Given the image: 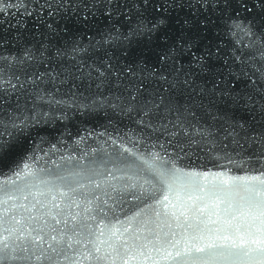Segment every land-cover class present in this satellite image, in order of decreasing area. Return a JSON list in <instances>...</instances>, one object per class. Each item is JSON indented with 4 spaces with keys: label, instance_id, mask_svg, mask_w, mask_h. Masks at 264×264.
Here are the masks:
<instances>
[{
    "label": "snow or ice",
    "instance_id": "obj_1",
    "mask_svg": "<svg viewBox=\"0 0 264 264\" xmlns=\"http://www.w3.org/2000/svg\"><path fill=\"white\" fill-rule=\"evenodd\" d=\"M0 18V264H264V0H0ZM65 96L123 127L54 159L66 142L38 126Z\"/></svg>",
    "mask_w": 264,
    "mask_h": 264
},
{
    "label": "water",
    "instance_id": "obj_2",
    "mask_svg": "<svg viewBox=\"0 0 264 264\" xmlns=\"http://www.w3.org/2000/svg\"><path fill=\"white\" fill-rule=\"evenodd\" d=\"M0 23L4 24V27H8V23L5 18H0ZM11 23L14 25L15 20H12ZM33 21L27 22L28 31L24 33V36L21 40V43H26L31 41L32 43L40 42L43 37L41 36V31L43 29L33 27ZM92 33L89 32L88 36H91ZM84 44H87V38L83 40ZM146 55V53H145ZM126 62V61H125ZM93 92L95 89L93 88ZM87 95V93H85ZM65 99L69 101L73 106L66 109L67 119L55 120L48 124L39 125V135L45 137L50 142L55 143L57 140H63L66 142L67 147L61 145L62 153H57L53 158L59 160V155L64 154L68 155L69 152L79 155L80 153L91 149V148H100L101 145H104V141L107 139L106 136L100 135L104 133L107 129L111 131V126L109 125V116H111L112 124L123 127V124L120 123L119 118L111 115L110 110L96 106L91 110L81 109L75 106V103L71 101L69 96H65ZM84 103L91 104V100L80 101ZM109 112V115L105 113ZM59 115V113H57ZM240 116H249L246 112L238 113ZM250 118V117H249ZM127 123V121H124ZM69 133L71 135H69ZM91 133V135H89ZM33 140H37L36 132L32 133ZM81 137L83 140L81 141ZM106 147V145H104ZM48 145H45L47 148ZM211 167V165H209ZM5 171H7L5 169ZM238 174L239 171L237 170Z\"/></svg>",
    "mask_w": 264,
    "mask_h": 264
}]
</instances>
